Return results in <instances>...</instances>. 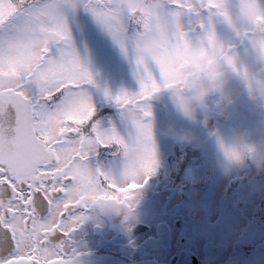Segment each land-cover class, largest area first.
<instances>
[{
  "label": "snow or ice",
  "instance_id": "6c2138e0",
  "mask_svg": "<svg viewBox=\"0 0 264 264\" xmlns=\"http://www.w3.org/2000/svg\"><path fill=\"white\" fill-rule=\"evenodd\" d=\"M241 8L264 19V0H238ZM222 11H231L228 0H167L145 13L141 29L116 14L114 0H0V264H73L80 253L72 234L92 205L135 207L157 163L148 101L170 70L164 55L196 44L237 63L235 46L212 23ZM162 26L153 38L164 51L153 60L142 38ZM232 30L264 59V29ZM90 44L96 54L119 49L138 90L95 95ZM104 105L117 109L126 131L101 115ZM102 153L122 158L120 179L98 162Z\"/></svg>",
  "mask_w": 264,
  "mask_h": 264
},
{
  "label": "flooded vegetation",
  "instance_id": "af4514ba",
  "mask_svg": "<svg viewBox=\"0 0 264 264\" xmlns=\"http://www.w3.org/2000/svg\"><path fill=\"white\" fill-rule=\"evenodd\" d=\"M232 1V3L228 2L229 6H238V0ZM230 10L235 12L237 8H230ZM216 32L220 40L235 46L238 64L247 66L257 74H264V62L259 59L249 45L239 42L231 28L219 25L216 27ZM240 96H247L244 87L240 91ZM250 102L252 104L251 100ZM238 105L237 101L234 100L227 114L215 108L198 112L196 118L199 119V124L204 133L212 127L223 129L226 124L230 123ZM206 117H214L211 127L204 128ZM212 143L213 141L205 136L201 141L191 144L184 143L177 150L176 153L178 154L173 155V158L166 156L167 161L179 158L186 164V169H181L178 168L179 163L176 165L169 162V166L174 164L176 167V169H168L167 175L172 178L170 191L173 192L179 184L182 192L198 191L196 200L187 197L185 201L173 203L171 206L173 212L167 214L166 211L162 210L161 216L164 214V217L158 213L154 222L146 220L145 217L148 192L143 186L138 190L135 207L130 212H118L116 207L103 202L92 205L86 212L87 218L72 234V247L80 253V255H74L73 264H255L254 257L257 252V245L253 246L250 238L247 243H244V240H241L245 237L243 233H241L242 237L240 241L238 238L237 243L240 249L230 251L227 255L224 254L226 249H222L219 240H210L204 233V238L197 243L193 235V230L202 226L206 229L205 227L211 221L210 211H208L209 203L204 198L208 199L210 196L212 184L215 180L217 181L221 170L218 165L213 164L210 168L206 165L207 162L210 163V160H215L208 153V148L206 149ZM188 150L190 152H187ZM216 150H218L217 147ZM217 156L225 159L221 153H217ZM159 157L156 153L155 171L148 181L160 180L158 179L159 165L162 158L159 159ZM166 158L162 160H166ZM121 159L119 156H108L102 153L98 162L104 163L105 167L110 168L118 177L117 171L121 166ZM225 162L228 163L224 160L223 166L226 164ZM242 171L246 172V175L238 178L233 177L225 189L227 193L237 190L239 185L249 182L251 177H256L246 170ZM258 177H264V175ZM215 189L213 188V190ZM219 189L217 185L216 192ZM157 193L159 192L155 188L149 191L150 197L158 196ZM189 200H191L190 202L194 201L199 208H207L208 210L206 209L205 213L203 211L200 215H196L193 208L185 210L182 206L186 203L189 204ZM157 208L160 211V203H158ZM254 219L253 216L252 220ZM61 238V235L57 233L52 237V240L56 241ZM260 248L262 249L261 245Z\"/></svg>",
  "mask_w": 264,
  "mask_h": 264
},
{
  "label": "rangeland",
  "instance_id": "374dc122",
  "mask_svg": "<svg viewBox=\"0 0 264 264\" xmlns=\"http://www.w3.org/2000/svg\"><path fill=\"white\" fill-rule=\"evenodd\" d=\"M228 2L232 3V0ZM229 8H238L236 5H230ZM79 43V41H78ZM95 45H89V56L87 58L86 64L89 70L93 73V78L98 85L91 86L95 95L102 96V90L104 88L109 89L112 92H116L121 88L127 89L129 91L138 90V81L133 76V65L125 59L119 49L112 46H107L104 48L101 54H96L94 52ZM243 89V85L240 81H233L227 92L234 95V100L239 104L236 106L235 113L231 117L230 123L226 124L221 131L228 133L233 127L244 126V127H254L256 122V116L251 111L252 104L248 96H240V91ZM216 100V97H212L210 104ZM151 105L152 111V126L154 134V142L156 146V153L160 158H173L179 148L183 146L184 143H179L169 137L160 134V129L167 127L169 124L174 125L177 129L189 128L192 129L197 139L194 141H201L205 138L206 133H204L201 125L199 124V119H187L179 114L174 108L170 94L167 91L161 90L154 94L152 98L148 101ZM104 111L101 112L103 116H111L116 122L118 127L122 132L126 131V124L124 120L119 116L117 109L114 106L104 105ZM229 110V109H228ZM228 110L224 111V114L228 113ZM261 142H264V137H254ZM208 148V153L211 154V158L215 160H210L207 162V167L210 168L213 164L220 167V173L212 184L210 196L204 198L208 202L209 210L207 208H199L196 203L190 202L191 200H196V196L199 194L198 191L182 192L178 184L174 191H170L172 178L167 175L169 173L168 169H176L175 165L179 163L178 168L186 169V164L182 159H171L170 161L160 160V180H148L143 183V187L146 192H148V204L145 206V217L148 221H153L157 218L158 213L166 211L167 214L173 212L171 206L175 202L185 201L187 197L189 204L182 206L185 210L188 208H193L196 215H200L203 211L207 209L210 211L209 217L211 218L210 224L204 229L200 227L193 230V235L196 238V242L199 243L204 238V233L210 240H219L222 244V249H226L224 252L227 255L230 251L239 250L238 248V238L240 241L241 233L244 234V243H247L249 238L253 246L257 245V252L255 253V264H264V253H263V241H264V177H251L249 182L239 185L237 190L227 193V184L233 177H243L246 172L242 170H237L234 166L226 163L223 166V161L221 157L217 156L220 154L219 150H216V145L214 142L212 145L206 147ZM187 152H190L189 150ZM167 161V162H166ZM219 161V163H218ZM169 162L174 164L169 166ZM121 166L117 171L118 177L120 179V172L122 169V159L120 161ZM195 176V175H194ZM179 179V178H178ZM217 185L219 186V191L217 190ZM154 186V187H153ZM155 188L159 193L158 196L150 197L149 191ZM213 188H216L213 190ZM148 189H150L148 191ZM226 192H225V191ZM223 191V192H222ZM158 203H160V211L157 208ZM255 217L252 220V217ZM164 217V214L161 216ZM252 220V221H251ZM262 221V222H261ZM215 222V223H214ZM261 222V224H260ZM209 227V228H208ZM262 246V249L260 248Z\"/></svg>",
  "mask_w": 264,
  "mask_h": 264
},
{
  "label": "clouds",
  "instance_id": "9594fccd",
  "mask_svg": "<svg viewBox=\"0 0 264 264\" xmlns=\"http://www.w3.org/2000/svg\"><path fill=\"white\" fill-rule=\"evenodd\" d=\"M167 0H114V11L121 17L130 18L142 29L146 12L164 8ZM261 13L222 11L212 19L215 27L227 26L242 29L245 26L264 29ZM163 26L154 30L152 36L142 38V45L150 59H157L164 51V42L153 38L159 36ZM258 43L264 37H258ZM260 59V58H259ZM264 62V59H260ZM166 71L160 78V91L170 94L176 111L187 119H195L198 112L228 110L234 103V95L227 92L233 81H240L252 101L251 111L256 116L254 127H233L228 133L212 127L206 132L225 160L237 170H246L253 176L264 175V142L254 137H264V74H257L247 66L232 63L216 49H206L196 44H186L164 55ZM212 97L216 100L210 104ZM160 134L179 143L191 144L197 137L192 129H177L169 124ZM116 211H125L116 208Z\"/></svg>",
  "mask_w": 264,
  "mask_h": 264
},
{
  "label": "water",
  "instance_id": "95a60500",
  "mask_svg": "<svg viewBox=\"0 0 264 264\" xmlns=\"http://www.w3.org/2000/svg\"><path fill=\"white\" fill-rule=\"evenodd\" d=\"M213 121H214V117H206L204 119V128H208V127H211L213 124ZM263 249H264V241H263Z\"/></svg>",
  "mask_w": 264,
  "mask_h": 264
}]
</instances>
